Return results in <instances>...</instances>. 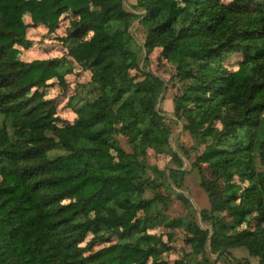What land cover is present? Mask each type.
<instances>
[{
  "label": "trees",
  "instance_id": "trees-1",
  "mask_svg": "<svg viewBox=\"0 0 264 264\" xmlns=\"http://www.w3.org/2000/svg\"><path fill=\"white\" fill-rule=\"evenodd\" d=\"M98 1L97 16L89 0H0V264H166L167 243L149 234L159 226L186 231L191 254L202 258L195 264H206L208 252L215 261L230 258L234 248L264 264V0H136L134 7L143 13L146 56L160 49L175 78L186 83L173 112L205 145L194 166L211 207L201 221L212 234L187 217L168 220V197L144 198L153 181L143 175L156 172L145 161L148 150L169 154L178 168L182 163L170 152L157 110L162 82L150 73L141 80L130 75L138 68L130 15L121 0ZM20 11L50 29L48 17L69 12L75 19L64 40L67 56L30 64L14 59L15 47L32 46L10 22ZM233 55L242 61L230 72L222 63ZM67 59L84 64L95 95L73 104L74 124L59 127L53 102L26 95L43 82L33 66L54 70L62 84L72 73ZM203 163L223 179L221 196L204 180ZM169 176L181 188L185 173L170 170ZM132 213L142 217L131 221ZM250 220L252 231H238ZM115 221L116 243L91 252L110 243L106 233Z\"/></svg>",
  "mask_w": 264,
  "mask_h": 264
},
{
  "label": "rangeland",
  "instance_id": "rangeland-1",
  "mask_svg": "<svg viewBox=\"0 0 264 264\" xmlns=\"http://www.w3.org/2000/svg\"><path fill=\"white\" fill-rule=\"evenodd\" d=\"M20 1L27 2L29 0ZM89 2L91 9L98 16L100 11L99 1L89 0ZM121 2L123 9L130 15L129 33L134 40L138 53V68L131 71L130 75L137 80H141L143 74L150 73L162 82V91L158 99L157 110L165 121L170 152L182 163L181 168H178L176 160L172 159L169 154L156 155L152 150H148L145 161L150 167L155 168L156 172L148 170L143 175V178L149 183L153 181L144 198L150 199L154 195L168 197L171 202L164 212L168 220L184 219L187 217L193 219L201 230L212 234L211 226L201 221V212L210 211L211 207L207 194L200 186L199 172L194 166L197 156L203 152L205 145H201L191 138L185 131L186 122L183 119L175 117L173 112L174 99L182 95L186 83L180 82L175 78V69L161 58L160 49H155L150 56H146L144 48L146 35L139 23L143 13L135 10L136 0H121ZM166 4H170V1L166 2ZM44 11H46V5H44ZM74 19L69 12L50 16L47 19L48 25L52 27L50 29L37 23L35 15L26 11H20L11 15L10 22L32 44L27 49L15 47L11 51L13 58L30 64L66 57L68 52L64 46V40L70 32V25ZM67 60L72 68V73L65 77L62 84L59 83L54 70L47 69L42 65L33 66V71L42 78L43 82L39 86L29 90L26 95L28 98L36 96L41 101L53 102L56 107V117L58 118L59 127L74 124L76 115L71 109L73 104H76L75 107H79L82 101H92L95 95V93H90L91 73L84 67V64L80 61ZM241 61L242 57L240 55H233L225 59L222 65L228 71L234 72ZM214 63L216 65L219 64V62ZM71 98H73L75 103L70 102ZM118 140L123 150L130 153L131 147L127 144L126 139L118 137ZM199 167L203 173L204 180L206 182H214V191L217 195L221 196L224 182L223 179L219 178L216 169L206 163L200 164ZM177 169L185 173L181 188H175L169 176L170 170ZM234 181L238 182L237 176H235ZM81 194L87 196L90 192L84 190ZM78 195L79 193H74L72 200L76 199ZM177 196L189 202L192 213L186 210L183 202ZM214 216L218 219H223L225 223L231 221L225 213H216ZM139 217H142V214L132 213L130 220L134 221ZM119 225V221L110 223L108 226L109 230L106 233V238L110 239V243H99L91 252H98L116 243L117 238L115 235L120 231ZM254 226V221L250 220L242 224L238 228V231L246 229L252 231ZM149 234L160 236L162 241L165 244L167 243L169 250L162 255V261L166 264H195L197 260L202 261L201 257L195 258L191 254V249L186 243L187 234L184 229L178 228L171 231L163 226H159L150 230ZM168 235H172L170 241ZM91 238L89 235L87 241H90ZM228 255L230 258L225 255L215 261L217 256L210 255L208 252L206 264H257V259L250 258L248 252L243 248L229 249Z\"/></svg>",
  "mask_w": 264,
  "mask_h": 264
}]
</instances>
